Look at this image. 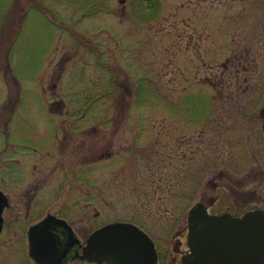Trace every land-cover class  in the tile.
Returning <instances> with one entry per match:
<instances>
[{
  "label": "rangeland",
  "instance_id": "374dc122",
  "mask_svg": "<svg viewBox=\"0 0 264 264\" xmlns=\"http://www.w3.org/2000/svg\"><path fill=\"white\" fill-rule=\"evenodd\" d=\"M143 1L0 0V155L16 137L48 151L21 158L34 179L0 178L20 223L1 264H35L26 229L46 212L79 242L141 224L181 264L195 203L264 209V0Z\"/></svg>",
  "mask_w": 264,
  "mask_h": 264
},
{
  "label": "water",
  "instance_id": "95a60500",
  "mask_svg": "<svg viewBox=\"0 0 264 264\" xmlns=\"http://www.w3.org/2000/svg\"><path fill=\"white\" fill-rule=\"evenodd\" d=\"M187 221L189 251L182 264H264V210L211 214L198 203ZM28 237L29 254L40 264L60 263L75 243L71 226L51 213L29 228ZM76 256L99 264H158L153 240L122 221L94 230Z\"/></svg>",
  "mask_w": 264,
  "mask_h": 264
},
{
  "label": "flooded vegetation",
  "instance_id": "af4514ba",
  "mask_svg": "<svg viewBox=\"0 0 264 264\" xmlns=\"http://www.w3.org/2000/svg\"><path fill=\"white\" fill-rule=\"evenodd\" d=\"M2 134H3V132L0 135H2ZM12 140H18V142H14L13 141L14 145L11 146V147H9V142L8 141L4 142L5 145H3V142L1 141V145H3L2 150H6V152H5V154L0 155V178H2V179L5 178V173H6V175H7L6 179L10 180L11 183H16V185H14V186H18L23 181H25V178L27 179V177H30V178L34 179V175H35L34 166H35V164H37L36 162L32 163L33 168L31 170L29 169V171H30V174H29L28 170H27L29 168V166H28V168L27 167L25 168L23 165L27 166L28 164H26L25 162H22L21 158L27 157V158L31 159V158L36 156L38 151H40L41 153L43 151H45L46 154H47L48 151L44 147H43L44 150L40 149L39 147H36V145H33L31 142H29L27 140H23V141L19 140V137H16V138H14ZM6 167L9 168V169L5 170ZM29 186H32V183ZM2 189H3V185H2V181H0V204L2 206L1 207V211H0V238L4 234L3 232L5 230V227H6L7 223H9V224H11V223L12 224H14V223L20 224L18 219H8V218H6L4 216V210L13 207V204H12V202H10V198L7 195V193H4ZM27 190H29L27 194L30 196V193L32 192V189L28 187L25 191H27ZM31 197L34 198V193L30 197H28L29 200L26 201L27 204H28L27 212H28V210L30 211V209L34 210V206H35V202L34 201H35V199L31 201ZM30 204H31L32 207H29ZM226 211H228V210H226ZM229 212H231V210H229ZM48 213L49 212H46V215ZM98 213H99V211L97 212V215H98ZM59 214H60V212L56 213L57 216L61 217ZM42 218L37 219L33 223L37 222L38 220H40ZM108 222H110V221H107V222L105 221L104 223L98 225L97 227H100L103 224L108 223ZM33 223H31L29 226H31ZM136 225L141 227L140 226L141 224L136 223ZM29 226L26 229L27 246H28L27 231L29 229ZM97 227H95V228H97ZM85 239L83 241H85ZM80 245H81L80 242L77 245H73L72 248H70L67 251L66 256L64 257V259L59 264H63L66 261H75V262H78L79 264L81 262H84L85 260H83V259L79 258L78 256H76L77 253L81 252ZM4 250H15V249H12V248L5 249V247L0 246V259H1V257L3 255H5L4 253H2ZM27 253H28V248H27ZM33 261H34L35 264H39V263L35 262V260H33Z\"/></svg>",
  "mask_w": 264,
  "mask_h": 264
},
{
  "label": "trees",
  "instance_id": "16d2710c",
  "mask_svg": "<svg viewBox=\"0 0 264 264\" xmlns=\"http://www.w3.org/2000/svg\"><path fill=\"white\" fill-rule=\"evenodd\" d=\"M147 1H149L148 3L149 4H147ZM143 2H145L146 3V5H145V3L143 4L144 6V8H141L140 10L143 12L144 10L146 11H148L149 9L148 8H150L151 9V11L153 12H156V9L158 10V8H159V1L157 0L156 2H158L157 3V5H158V7L156 8L154 5H151L152 3H153V1H151V0H145V1H143ZM138 7H141L140 5H138ZM140 11V12H141ZM154 17V15L152 14L150 17H146V18H142V20H140L141 22H146V21H148V20H150V19H152ZM98 57H100V55H97V59H98ZM101 60H100V58H99V62H100Z\"/></svg>",
  "mask_w": 264,
  "mask_h": 264
}]
</instances>
